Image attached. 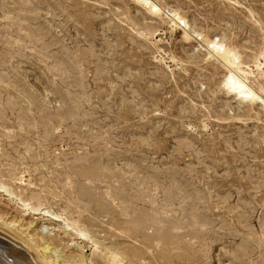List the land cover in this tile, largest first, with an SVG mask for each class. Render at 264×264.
<instances>
[{"label": "rangeland", "instance_id": "1", "mask_svg": "<svg viewBox=\"0 0 264 264\" xmlns=\"http://www.w3.org/2000/svg\"><path fill=\"white\" fill-rule=\"evenodd\" d=\"M152 1L0 0V243L264 264V0Z\"/></svg>", "mask_w": 264, "mask_h": 264}, {"label": "bare ground", "instance_id": "2", "mask_svg": "<svg viewBox=\"0 0 264 264\" xmlns=\"http://www.w3.org/2000/svg\"><path fill=\"white\" fill-rule=\"evenodd\" d=\"M137 1H139L140 3L142 2L145 6H147L149 13L151 12L154 15L159 14L162 11V8L156 2H153L152 0H137ZM174 15L177 18L176 20L180 21V24L181 22L186 23V20L178 16L177 13H175ZM212 46L215 49L217 56L221 58L228 65V67L229 66L234 67L239 64L240 60L238 59V56L232 53L229 50V48L223 46L222 44H216V43H213ZM224 87L228 88V90L230 91L232 90L235 93H237V96H239L240 99L242 100L249 99L254 102V100H257L255 98L259 99L254 89L250 88L245 83L244 77H242L241 74L237 73L233 69H230L229 76L226 78ZM32 243L31 245H28V247L26 246L28 249H25V250H19L13 246H10V244L7 245V244L0 243V264H71L65 261L61 262L60 261L61 257L58 254L56 255V257H53L52 255L49 256L50 244L45 245L44 247L40 248L39 244L35 243L32 246Z\"/></svg>", "mask_w": 264, "mask_h": 264}]
</instances>
